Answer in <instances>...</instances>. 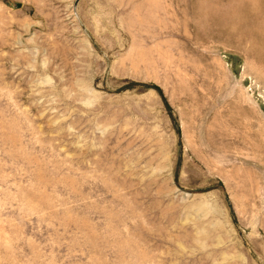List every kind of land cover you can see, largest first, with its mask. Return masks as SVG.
I'll return each mask as SVG.
<instances>
[{
  "label": "rangeland",
  "instance_id": "rangeland-1",
  "mask_svg": "<svg viewBox=\"0 0 264 264\" xmlns=\"http://www.w3.org/2000/svg\"><path fill=\"white\" fill-rule=\"evenodd\" d=\"M0 264H264V0H0Z\"/></svg>",
  "mask_w": 264,
  "mask_h": 264
}]
</instances>
